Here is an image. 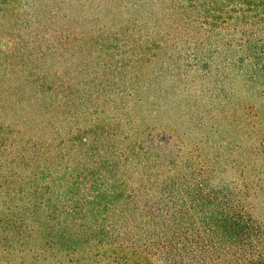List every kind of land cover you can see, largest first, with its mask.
<instances>
[{
	"label": "trees",
	"instance_id": "trees-1",
	"mask_svg": "<svg viewBox=\"0 0 264 264\" xmlns=\"http://www.w3.org/2000/svg\"><path fill=\"white\" fill-rule=\"evenodd\" d=\"M180 40L264 93V0H0V264H264V183L238 180L264 178L253 108L228 112L245 152L222 165L200 122L179 159L186 131L129 107Z\"/></svg>",
	"mask_w": 264,
	"mask_h": 264
},
{
	"label": "rangeland",
	"instance_id": "rangeland-1",
	"mask_svg": "<svg viewBox=\"0 0 264 264\" xmlns=\"http://www.w3.org/2000/svg\"><path fill=\"white\" fill-rule=\"evenodd\" d=\"M101 14L99 12L97 15L102 16ZM172 49L176 60H168L162 64L161 56L158 60H153L148 75L145 74L143 79L140 74L136 81L137 74H133L130 79L127 80L126 77L121 83L122 88L126 90L136 81L135 85L139 89L137 96L149 98L139 100L132 97L129 99V107L136 110L139 119L143 122L155 118L158 130L172 128L186 131L185 138H180V145L176 147L180 152L179 159L186 157V142L190 145L199 140L196 134V126L199 122L204 126L203 132L208 137L207 141L200 139L201 152L205 154V151L215 149V153L223 160L222 165L229 163L231 158L239 159L241 151L245 152V149L237 145L236 133L232 132L238 127V121L229 122L228 118L232 117L231 111L238 113L243 111L242 106L249 105L257 115L260 126L264 128V93L256 92V88L246 81L244 75L232 71L235 70L232 64L234 53H224V56L228 55V74L219 79L217 74L202 76L201 71L196 72L186 66V41L180 40ZM117 87H120V84ZM193 108H196V111L204 110L205 115L201 120L193 112ZM208 108L214 111H206ZM228 112L231 113V117L228 116ZM244 115H247L245 111ZM250 116L248 114L246 117L247 123ZM248 141L244 140V142ZM250 170L252 165L246 163L244 172H248L250 177L248 180L244 177L238 180L244 183L247 181L249 184L264 183V178L258 179L254 176V171ZM226 175L237 176L236 171L227 172ZM256 199L260 209L264 210V193L260 192ZM23 254H29L28 250ZM10 257L13 259L9 264H20L17 252H11Z\"/></svg>",
	"mask_w": 264,
	"mask_h": 264
}]
</instances>
